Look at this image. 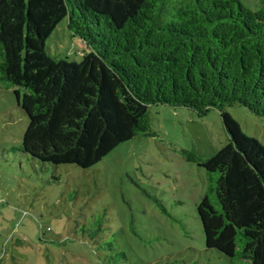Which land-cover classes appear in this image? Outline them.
Masks as SVG:
<instances>
[{
  "label": "trees",
  "instance_id": "16d2710c",
  "mask_svg": "<svg viewBox=\"0 0 264 264\" xmlns=\"http://www.w3.org/2000/svg\"><path fill=\"white\" fill-rule=\"evenodd\" d=\"M66 14L80 61L46 41ZM0 83L28 124L21 150L89 168L137 134L147 107L217 108L228 142L200 159L209 185L196 206L204 243L228 264H264V146L226 107L264 117V4L240 0H0Z\"/></svg>",
  "mask_w": 264,
  "mask_h": 264
},
{
  "label": "rangeland",
  "instance_id": "374dc122",
  "mask_svg": "<svg viewBox=\"0 0 264 264\" xmlns=\"http://www.w3.org/2000/svg\"><path fill=\"white\" fill-rule=\"evenodd\" d=\"M256 10L264 0H240ZM56 58L87 49L63 15L46 41ZM151 135L137 134L89 168L41 162L21 150L28 124L13 87L0 83V264H228L205 246L196 206L209 181L189 161L228 142L217 108L147 107ZM264 146V117L226 107Z\"/></svg>",
  "mask_w": 264,
  "mask_h": 264
}]
</instances>
